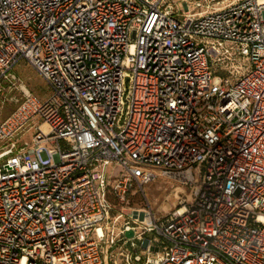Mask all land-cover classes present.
I'll list each match as a JSON object with an SVG mask.
<instances>
[{
	"label": "built area",
	"instance_id": "built-area-1",
	"mask_svg": "<svg viewBox=\"0 0 264 264\" xmlns=\"http://www.w3.org/2000/svg\"><path fill=\"white\" fill-rule=\"evenodd\" d=\"M13 100L0 264H264V0H0ZM158 180L179 188L163 215Z\"/></svg>",
	"mask_w": 264,
	"mask_h": 264
},
{
	"label": "rangeland",
	"instance_id": "rangeland-1",
	"mask_svg": "<svg viewBox=\"0 0 264 264\" xmlns=\"http://www.w3.org/2000/svg\"><path fill=\"white\" fill-rule=\"evenodd\" d=\"M181 3V2H180ZM188 5L191 6L192 2L188 1ZM213 7L214 2H211ZM180 5L175 3V7L178 8ZM182 6V3H181ZM183 7V6H182ZM205 7L196 8L195 11L201 12L204 11ZM15 73L26 83L27 87L31 90L33 94L43 99L48 96L50 93V88L48 84L38 75V73L24 61H19L14 65ZM16 105V101L6 102L1 104L0 102V121L8 116ZM42 157L45 158V153H42ZM177 184L167 182L164 180H158L154 183L148 184L144 187V192L153 208V210L158 215H163L170 209H172L176 203L179 195V188ZM129 208H144V198L141 193H135L130 196L128 201L123 205L115 204L113 208V214L116 215L119 212L128 211ZM122 219H119L116 223L114 231L117 232V228L121 225ZM155 235L154 232L147 233L144 235L146 238H151Z\"/></svg>",
	"mask_w": 264,
	"mask_h": 264
},
{
	"label": "water",
	"instance_id": "water-1",
	"mask_svg": "<svg viewBox=\"0 0 264 264\" xmlns=\"http://www.w3.org/2000/svg\"><path fill=\"white\" fill-rule=\"evenodd\" d=\"M125 234H126L127 236H131V235H132V231L129 230V231H127Z\"/></svg>",
	"mask_w": 264,
	"mask_h": 264
}]
</instances>
